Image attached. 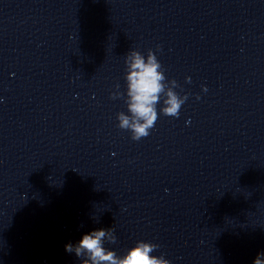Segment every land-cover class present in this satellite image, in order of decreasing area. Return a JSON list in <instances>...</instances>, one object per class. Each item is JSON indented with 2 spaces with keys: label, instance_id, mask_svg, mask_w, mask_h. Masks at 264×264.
Instances as JSON below:
<instances>
[{
  "label": "clouds",
  "instance_id": "obj_1",
  "mask_svg": "<svg viewBox=\"0 0 264 264\" xmlns=\"http://www.w3.org/2000/svg\"><path fill=\"white\" fill-rule=\"evenodd\" d=\"M127 74V112L117 114L118 127L129 130L132 139L139 141L150 134L158 119L156 105L161 94L165 93L166 79L162 66L156 55L150 50L145 59L139 52L133 51L126 60ZM190 79V78H188ZM175 84V81H173ZM185 103L172 89L166 92L165 107L162 112L165 116L179 117L180 108ZM112 229H97L83 234L76 243L65 245V251L75 253L81 259V264H169L162 256L150 255L157 245L138 242L121 258L114 251L104 247L106 239L115 242ZM253 264H264V252L258 253Z\"/></svg>",
  "mask_w": 264,
  "mask_h": 264
}]
</instances>
